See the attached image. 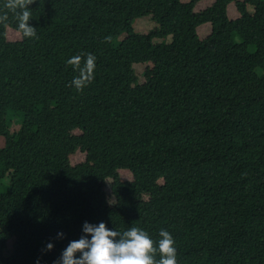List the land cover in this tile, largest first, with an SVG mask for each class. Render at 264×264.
Here are the masks:
<instances>
[{"label": "trees", "instance_id": "1", "mask_svg": "<svg viewBox=\"0 0 264 264\" xmlns=\"http://www.w3.org/2000/svg\"><path fill=\"white\" fill-rule=\"evenodd\" d=\"M201 1L32 0L36 38L0 25V264H52L101 221L169 231L177 264H264V0ZM81 52L96 67L77 92Z\"/></svg>", "mask_w": 264, "mask_h": 264}, {"label": "clouds", "instance_id": "2", "mask_svg": "<svg viewBox=\"0 0 264 264\" xmlns=\"http://www.w3.org/2000/svg\"><path fill=\"white\" fill-rule=\"evenodd\" d=\"M32 0H4L0 7V25H14L22 39L36 38V29L29 23ZM76 73L68 85L79 92L92 80L96 57L91 52H81L66 61ZM57 233V236H62ZM155 241L142 228L132 226L124 231L108 228L103 221L98 224L85 222L82 234L70 240L52 264H177L176 248L171 233L160 229ZM53 248L45 243L43 252ZM34 264H40L37 257Z\"/></svg>", "mask_w": 264, "mask_h": 264}, {"label": "rangeland", "instance_id": "3", "mask_svg": "<svg viewBox=\"0 0 264 264\" xmlns=\"http://www.w3.org/2000/svg\"><path fill=\"white\" fill-rule=\"evenodd\" d=\"M209 1H211V0H209ZM209 1L203 0V1L199 2L195 7V11L198 12V11L205 9L207 6H209L208 5ZM236 1H241V0H236ZM182 2L187 3V2H189V0H182ZM249 12H252V10L250 8H249ZM237 14H238V12L236 10V6L234 5V3L229 4L228 5V12H227L228 19L229 20H235L236 19L235 17L237 16ZM133 26L137 32H142V31H147V30L153 29V27H155V24L152 21H150L149 17H139L138 19H136ZM11 30L12 29H7L6 36H7V38L13 40L14 38H16V35L14 33L11 34ZM196 33H197V36L200 40H204L211 33V25L209 23L200 25L199 27H197ZM124 39H125V35H122L119 38V40L121 42H123L124 46L126 48H129L131 44L128 41L124 42ZM168 40H170V39H168ZM232 40L234 43H240V39L236 34H234L232 36ZM154 41L156 43H159L161 40H154ZM151 67H152V64H150V63L137 64V65L133 66V69H134L135 74L137 76L138 82L140 84L143 83L148 78ZM15 129H16V127L13 128V130H15ZM83 158H84V154L77 151L73 155L70 156V163L72 165H76ZM120 177H125V178L129 179L130 175L128 174L127 171H121ZM5 183H7V181H5ZM106 193H107V195H109V193H110L108 188H106ZM108 200H109V203L113 202V198L110 196H109ZM40 223H41V226L43 228H47L49 225H51L50 216H46V217L42 218ZM0 232L2 233L1 229H0ZM10 247H11V240H9V242H8V249ZM55 255H57V254L55 253Z\"/></svg>", "mask_w": 264, "mask_h": 264}, {"label": "crops", "instance_id": "4", "mask_svg": "<svg viewBox=\"0 0 264 264\" xmlns=\"http://www.w3.org/2000/svg\"><path fill=\"white\" fill-rule=\"evenodd\" d=\"M207 1H209V0H207ZM211 3H212V1H209V4L208 5L210 6ZM227 12H228V7H227ZM238 17H239V14H237V16L235 18H238Z\"/></svg>", "mask_w": 264, "mask_h": 264}]
</instances>
